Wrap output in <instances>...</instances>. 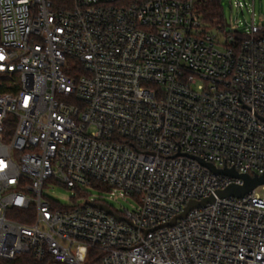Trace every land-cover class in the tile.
<instances>
[{
	"label": "built area",
	"instance_id": "obj_1",
	"mask_svg": "<svg viewBox=\"0 0 264 264\" xmlns=\"http://www.w3.org/2000/svg\"><path fill=\"white\" fill-rule=\"evenodd\" d=\"M66 4L0 0V258L264 264V185L218 197L243 180L194 158L264 173V25L211 26L194 0Z\"/></svg>",
	"mask_w": 264,
	"mask_h": 264
},
{
	"label": "rangeland",
	"instance_id": "obj_2",
	"mask_svg": "<svg viewBox=\"0 0 264 264\" xmlns=\"http://www.w3.org/2000/svg\"><path fill=\"white\" fill-rule=\"evenodd\" d=\"M242 3V7H238V3ZM225 16L233 25L239 26L243 31L246 27L250 26L252 21L257 25H264V0H223ZM89 197L100 198L102 197L109 205L115 209H128L130 211L135 209V203L132 199L128 200H112L108 198L104 192L99 189H87ZM48 196L54 199L60 206H73L74 199L77 191L69 189L65 186H53L47 192ZM83 199L77 201L82 203Z\"/></svg>",
	"mask_w": 264,
	"mask_h": 264
},
{
	"label": "water",
	"instance_id": "obj_3",
	"mask_svg": "<svg viewBox=\"0 0 264 264\" xmlns=\"http://www.w3.org/2000/svg\"><path fill=\"white\" fill-rule=\"evenodd\" d=\"M227 25H229V23ZM194 158L198 160L202 165L210 168L213 172L220 173V174L230 176V177H237L243 180L242 184H231L225 189L217 191L218 197H228V196L244 197L250 192H252L254 189H256L257 187L264 185V173L254 174L253 176L250 174H241V173H238L237 170L233 167L217 168L214 164L210 162H206L203 158H200V157H194ZM213 201H214V196H210L201 201H195V200L190 201L185 207L183 213L176 216L169 223V225L174 224L177 219L186 216L190 210L205 206L207 203H210ZM95 206L100 209L105 210L106 212L110 214L117 216L109 207L105 205H95Z\"/></svg>",
	"mask_w": 264,
	"mask_h": 264
},
{
	"label": "trees",
	"instance_id": "obj_4",
	"mask_svg": "<svg viewBox=\"0 0 264 264\" xmlns=\"http://www.w3.org/2000/svg\"><path fill=\"white\" fill-rule=\"evenodd\" d=\"M55 8H64L67 0H51ZM196 8L202 19L215 26L222 24L226 18L223 0H194ZM18 220L24 221V218L17 217ZM0 264H43L33 254L24 253L17 255L14 259L5 260L0 258Z\"/></svg>",
	"mask_w": 264,
	"mask_h": 264
}]
</instances>
